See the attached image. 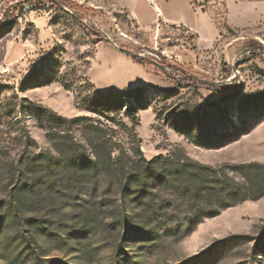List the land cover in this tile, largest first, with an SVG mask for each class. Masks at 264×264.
Returning a JSON list of instances; mask_svg holds the SVG:
<instances>
[{"label": "rangeland", "instance_id": "obj_1", "mask_svg": "<svg viewBox=\"0 0 264 264\" xmlns=\"http://www.w3.org/2000/svg\"><path fill=\"white\" fill-rule=\"evenodd\" d=\"M118 1L59 0L50 16L21 11L0 27V264L29 252L57 264H264V196L182 238L184 198L100 166L79 171L58 153L67 137L93 162L110 153L125 173L189 159L243 183L232 166H264V0H192L196 11L155 0L196 31L144 0L138 17L156 20L142 28ZM204 129L231 141L197 146ZM32 160L44 163L35 175ZM247 176L264 194L262 172ZM145 200L161 218L149 219Z\"/></svg>", "mask_w": 264, "mask_h": 264}, {"label": "trees", "instance_id": "obj_2", "mask_svg": "<svg viewBox=\"0 0 264 264\" xmlns=\"http://www.w3.org/2000/svg\"><path fill=\"white\" fill-rule=\"evenodd\" d=\"M133 60L139 66L143 65L138 57L134 56ZM93 109L97 111L96 108L93 107ZM43 112H46V110H43ZM46 117L43 115L38 116L39 123H42L43 119H47ZM50 117L59 125L81 121L80 119L67 121L63 118H57L55 115ZM233 128L237 130L234 126ZM202 131L206 136L197 137L195 140L197 146L210 148L231 141L229 135L218 134L215 129L210 133L206 129ZM61 140L63 145L58 149V153L67 166L74 167L79 171H86L87 168H90L87 170H93L100 166L112 171L115 176L123 178L125 185L129 181H134L143 184V186L151 187L152 184L158 182L165 188L170 189L179 198H184L191 207V214L182 224L181 227L183 228L179 230L182 238L193 233L204 219L216 217L225 209L245 201H257L264 196V194H253L252 189H254L255 184L247 176V173L253 171L262 172L264 176V166L257 164L232 166L229 169V171L240 175L243 183L229 177L224 169H213L189 159L171 160L161 157L150 162L134 163L129 169V173H125L124 169L117 163L118 159H113L110 153L97 156L93 162L79 151L80 148L72 140L67 137H63ZM42 166H44V163L32 160L28 162L27 171L35 175L43 169ZM57 166L53 165L49 167V170L51 168L55 170ZM256 182L258 183V181ZM142 205L149 213V219L161 218L160 210L152 206L150 200H145ZM32 253L27 254L29 258L25 260V263L21 262L19 264H57L56 260L41 259ZM15 261L7 258L6 264H16Z\"/></svg>", "mask_w": 264, "mask_h": 264}, {"label": "built area", "instance_id": "obj_3", "mask_svg": "<svg viewBox=\"0 0 264 264\" xmlns=\"http://www.w3.org/2000/svg\"><path fill=\"white\" fill-rule=\"evenodd\" d=\"M20 5V9L10 11V6ZM56 8H63L59 0H0V27L12 22L19 12L28 13L31 17L50 16ZM64 9V8H63Z\"/></svg>", "mask_w": 264, "mask_h": 264}, {"label": "crops", "instance_id": "obj_4", "mask_svg": "<svg viewBox=\"0 0 264 264\" xmlns=\"http://www.w3.org/2000/svg\"><path fill=\"white\" fill-rule=\"evenodd\" d=\"M141 1L142 0H119L118 2L129 13V15L131 17H133V19L136 21L138 26H140L142 28H147V27H150V24L154 23L156 19H153L150 24L142 22L140 20V18L138 17V14H137V7ZM144 1L150 6V9L152 11H154L156 16H158L161 19H164V22H168V23H172V24H179V25H182V26H184L190 30L196 31V28L194 25L187 23L184 20H171L170 18L166 17V15L162 9V6H161L162 3L156 2L155 0H144ZM183 1L188 4L190 9H193L194 11H196L192 6V0H183ZM164 3H168V0H165ZM201 14H203V13H201Z\"/></svg>", "mask_w": 264, "mask_h": 264}]
</instances>
